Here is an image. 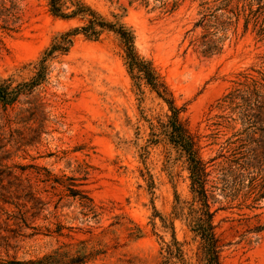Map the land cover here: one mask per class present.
Here are the masks:
<instances>
[{
	"label": "rangeland",
	"instance_id": "rangeland-1",
	"mask_svg": "<svg viewBox=\"0 0 264 264\" xmlns=\"http://www.w3.org/2000/svg\"><path fill=\"white\" fill-rule=\"evenodd\" d=\"M72 1L108 21L125 16L138 54L201 140L223 264H264V126L252 141L245 134L247 142L236 143L246 119L217 108L241 75L264 72V0H182L175 11L162 9L166 0ZM203 19L217 23L222 39L212 55L197 46ZM81 25L55 18L49 0H0V79L13 88L30 83L35 71L28 66L57 34ZM171 115L133 80L110 32L98 42L77 37L43 84L12 106L0 103V264L35 262L57 250L78 259L93 248L86 264H160L172 240L161 219L173 223L194 257L190 173L166 134ZM136 227L140 239L132 236Z\"/></svg>",
	"mask_w": 264,
	"mask_h": 264
},
{
	"label": "trees",
	"instance_id": "trees-1",
	"mask_svg": "<svg viewBox=\"0 0 264 264\" xmlns=\"http://www.w3.org/2000/svg\"><path fill=\"white\" fill-rule=\"evenodd\" d=\"M135 1L132 0L131 3ZM166 1H161L162 9L167 10L172 5V11H175L182 0L174 1L172 4ZM143 2L146 6H150L149 0H143ZM262 4L258 5L264 7ZM49 6L55 18L68 21L79 20L82 25L68 32L57 34L51 46L43 52L39 60L28 66L35 71V76L30 83L13 88L8 80L0 79V103L12 106L18 102L22 95L30 93L37 86L43 84L48 77L50 66L58 57L66 56L70 52L77 37L81 36L87 41L98 42L106 32L115 34L123 46L126 66L133 80L143 82L169 106L172 115L166 126V134L169 142L186 160L190 173L193 195L190 228L198 241L197 252L194 257L188 258L184 251V245L176 238L173 223L161 219L165 228L172 231V240L169 243L164 242L160 253V264H223L222 246L215 232L214 213L211 210L210 195L207 190L210 175L207 164L201 157V140L193 136L182 123L180 115L183 110L176 106L172 92L157 73L153 64L138 54L135 46V33L123 22L125 16L113 15V21H108L91 7L72 0H49ZM216 24L213 21V25H210L208 19H203L197 25V27L201 26L206 30L205 36L197 42L198 45L196 44L204 55H212L218 51V44L222 39L218 38L215 33L217 31ZM210 29L214 30V33H208ZM257 74V77L241 75L242 81L237 84V88L221 99L217 107L223 112L241 114L246 119L248 130L244 134L240 133L236 136V143L245 144L246 136L249 138L251 134H255V131H259V126H264V72H257ZM230 121L228 122L232 123L237 120L231 118ZM217 126L223 125L217 124ZM252 140L253 138L250 137V141ZM243 146H245L244 149L247 148V145ZM250 152L255 155L257 150ZM71 192L73 196H76V192ZM88 200L93 203V200ZM132 236L140 239L143 236V231L136 227V234ZM96 254L97 252L93 248L90 252L82 253L78 259H70L67 256L68 253L57 250L41 260L18 264H78V262L86 264Z\"/></svg>",
	"mask_w": 264,
	"mask_h": 264
}]
</instances>
